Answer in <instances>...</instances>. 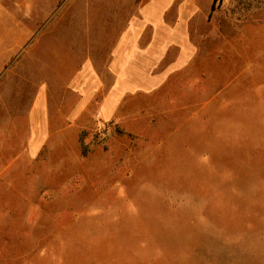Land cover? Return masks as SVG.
Here are the masks:
<instances>
[{"label": "rangeland", "instance_id": "obj_1", "mask_svg": "<svg viewBox=\"0 0 264 264\" xmlns=\"http://www.w3.org/2000/svg\"><path fill=\"white\" fill-rule=\"evenodd\" d=\"M132 1H35L37 35L0 71V264H264V38L231 55L211 102L157 97L122 123L56 117L76 102L62 46L74 67L85 24L99 44ZM227 1L247 30L264 24V0ZM47 83L54 133L34 135L31 157L29 109Z\"/></svg>", "mask_w": 264, "mask_h": 264}, {"label": "crops", "instance_id": "obj_2", "mask_svg": "<svg viewBox=\"0 0 264 264\" xmlns=\"http://www.w3.org/2000/svg\"><path fill=\"white\" fill-rule=\"evenodd\" d=\"M35 1L0 0V71L7 67L10 57L15 60L25 54L26 45L32 44L37 35ZM227 3V0L132 1L125 5L127 14L123 19L107 26L100 34V43L94 45L90 42L89 25L85 24L83 37L88 42L84 44V56L78 55L79 61L73 60L77 65L68 67L65 48H61V63L67 65L61 69L73 70L67 84L76 102L70 109H58L56 117L65 120L67 127H78L81 117L94 111L100 122L122 123L137 117L133 109L137 103H142L141 112H153L154 108L148 104H153L157 97L164 96L169 104L213 101L223 93L214 88L228 86L231 55H242L240 48H245L248 37L264 38L261 21L247 30L246 24L231 20L226 12ZM121 12L118 7L114 9V17L118 19ZM37 53L39 49L30 46L31 66ZM43 53L50 61V44ZM47 69H53L51 63L48 66L47 62ZM50 94L49 84H43L29 109L33 137L27 150L31 157L41 149L34 135L44 134L47 139L54 133Z\"/></svg>", "mask_w": 264, "mask_h": 264}, {"label": "trees", "instance_id": "obj_3", "mask_svg": "<svg viewBox=\"0 0 264 264\" xmlns=\"http://www.w3.org/2000/svg\"><path fill=\"white\" fill-rule=\"evenodd\" d=\"M83 153H84V154L87 153V148L83 147Z\"/></svg>", "mask_w": 264, "mask_h": 264}]
</instances>
